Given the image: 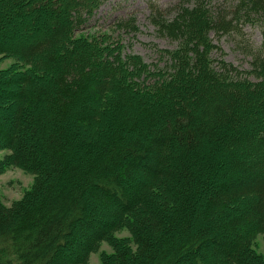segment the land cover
Instances as JSON below:
<instances>
[{
  "label": "trees",
  "instance_id": "trees-1",
  "mask_svg": "<svg viewBox=\"0 0 264 264\" xmlns=\"http://www.w3.org/2000/svg\"><path fill=\"white\" fill-rule=\"evenodd\" d=\"M104 1L0 0V175L35 174L0 198V264H89L103 241L101 264H264V52L242 69L211 36L264 25V0H148L177 41L153 63L84 31Z\"/></svg>",
  "mask_w": 264,
  "mask_h": 264
},
{
  "label": "rangeland",
  "instance_id": "rangeland-1",
  "mask_svg": "<svg viewBox=\"0 0 264 264\" xmlns=\"http://www.w3.org/2000/svg\"><path fill=\"white\" fill-rule=\"evenodd\" d=\"M148 0H105L97 9L90 20L88 28L84 31H108L112 33V41L121 40L127 52L140 54L148 63L160 62V49H174L177 41L160 36L156 27L150 20ZM162 6L174 4L179 0H156ZM224 11H231L236 0H212ZM130 15L137 18V30L124 32L117 27L118 18H127ZM214 42L219 45L224 53V58L242 69L251 68L252 52H264V25L257 23H240L229 33H211ZM217 58L221 54L215 52ZM15 62L13 57H0V69H6ZM7 150L0 152L4 157ZM35 181V174L19 166H9L0 175V198L6 205L21 199L30 190ZM118 238H131L127 228L115 233ZM255 248L264 254V233L258 235ZM113 252L110 242L103 241L97 252L90 256L89 264H101L104 254Z\"/></svg>",
  "mask_w": 264,
  "mask_h": 264
}]
</instances>
